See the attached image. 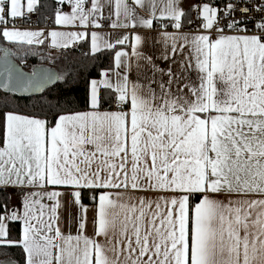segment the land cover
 <instances>
[{
	"label": "snow or ice",
	"instance_id": "obj_1",
	"mask_svg": "<svg viewBox=\"0 0 264 264\" xmlns=\"http://www.w3.org/2000/svg\"><path fill=\"white\" fill-rule=\"evenodd\" d=\"M0 42L91 61L0 47V264H264V0H0Z\"/></svg>",
	"mask_w": 264,
	"mask_h": 264
},
{
	"label": "trees",
	"instance_id": "obj_2",
	"mask_svg": "<svg viewBox=\"0 0 264 264\" xmlns=\"http://www.w3.org/2000/svg\"><path fill=\"white\" fill-rule=\"evenodd\" d=\"M45 21L44 17L41 16L40 17V23L42 24V22ZM9 47H11L14 51L18 52V53H23V51H19L17 49L16 46L12 45V44H7V43H3ZM37 51L41 53V49L36 47ZM19 62L21 63V59H19ZM29 62L31 67H33V65H38V64H44V65H48V66H52L53 68L57 69L58 71H61L63 69H65L66 67L70 68V70L72 71H80L81 76H83L84 71H83V65L84 64H91V61L88 59H85L82 55L80 51H74L71 52L67 58H65L62 55H58L56 56V60L54 61H49L48 59H42L41 55H32L31 53H29L25 58H24V62L21 63L22 65H24L25 63ZM107 59L105 58L104 63H107ZM30 70V69H28ZM95 72V70L93 69V73ZM3 92H0V95H2ZM38 97V96H37ZM26 101L24 99H20V103L24 104ZM85 202H88L87 200ZM18 253H16L15 255L13 254V252H9L7 254V256L0 254V260H4V259H8V258H12L15 259L17 258Z\"/></svg>",
	"mask_w": 264,
	"mask_h": 264
},
{
	"label": "crops",
	"instance_id": "obj_3",
	"mask_svg": "<svg viewBox=\"0 0 264 264\" xmlns=\"http://www.w3.org/2000/svg\"><path fill=\"white\" fill-rule=\"evenodd\" d=\"M24 3H26V0H24ZM107 14H108V13L105 12V15H107ZM157 15H159V13H157ZM41 25H42V27H40V28H46V27H48V25L45 23V21H43ZM19 28H25V27H19ZM31 29H36V28H31ZM105 30H107V31H111L110 29H105ZM169 31H171V30H169ZM34 47H38V48H40V49H41V54H42V55H47L48 49H47L44 45H41V46H34ZM127 50L130 51V49H127ZM51 51H52V53H53L54 56H58V55L61 53L62 50L55 51V49H52ZM15 52H16V51H15ZM16 53L19 54V55L24 56V52L21 53V54L18 53V52H16ZM157 63H159L161 67H165V66H166V65H165V62L162 61V60H161V61H157ZM129 78L132 79V80H135V79H136V74H135L134 71L130 73ZM85 203H86V204H89V211H88L87 215H88L89 219H91V217H92V215H93V213H92V209H91V205H90L89 202H85ZM88 228H89V229L91 228V224L88 225ZM73 234H75V229H73Z\"/></svg>",
	"mask_w": 264,
	"mask_h": 264
},
{
	"label": "water",
	"instance_id": "obj_4",
	"mask_svg": "<svg viewBox=\"0 0 264 264\" xmlns=\"http://www.w3.org/2000/svg\"><path fill=\"white\" fill-rule=\"evenodd\" d=\"M0 47H9V46H7V45L3 44L2 42H0ZM9 48H11V47H9ZM11 50H12L13 53H15L14 55L9 57V59L12 61V63L16 64L18 67H20L25 72L32 71V68L30 70H28L19 62V59L22 57V55L17 54L12 48H11ZM2 55H3V53L0 52V56H2ZM38 66L50 68V69H53V70H55L57 72H60L57 69L53 68L52 66H48V65H44V64H38ZM0 92H3V89H0ZM9 95H15L17 97H20V96H26V95H29V94H12V93H9ZM32 95L39 96L40 93H36V94H32Z\"/></svg>",
	"mask_w": 264,
	"mask_h": 264
},
{
	"label": "built area",
	"instance_id": "obj_5",
	"mask_svg": "<svg viewBox=\"0 0 264 264\" xmlns=\"http://www.w3.org/2000/svg\"><path fill=\"white\" fill-rule=\"evenodd\" d=\"M45 23L48 25V21L45 20ZM17 27H25V28H40L42 27L41 23H40V17L38 18L36 14H31L30 19H27L26 21H17L16 24ZM193 29H195L196 25L194 24ZM168 30H172V29H168ZM55 51H59V49H55ZM26 69H31V65L29 62L25 63L23 65Z\"/></svg>",
	"mask_w": 264,
	"mask_h": 264
}]
</instances>
